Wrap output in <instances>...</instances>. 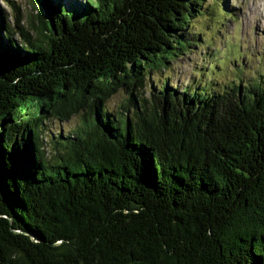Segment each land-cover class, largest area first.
Here are the masks:
<instances>
[{
	"label": "trees",
	"instance_id": "16d2710c",
	"mask_svg": "<svg viewBox=\"0 0 264 264\" xmlns=\"http://www.w3.org/2000/svg\"><path fill=\"white\" fill-rule=\"evenodd\" d=\"M32 1L0 3V264H264V72L161 86L218 0Z\"/></svg>",
	"mask_w": 264,
	"mask_h": 264
},
{
	"label": "rangeland",
	"instance_id": "374dc122",
	"mask_svg": "<svg viewBox=\"0 0 264 264\" xmlns=\"http://www.w3.org/2000/svg\"><path fill=\"white\" fill-rule=\"evenodd\" d=\"M15 1L21 6L25 25L30 26L36 11L33 1ZM226 1L227 6L222 5ZM64 2L68 5L70 0ZM0 3L11 11L4 0ZM217 4L220 6L214 5L215 15L207 13L196 18L197 26L191 30L204 32L203 39L197 42L191 39L192 45H185L187 51L172 60L161 86L170 81L174 88L206 96L223 92L233 83H258L256 76L264 72V0H218ZM125 97L120 89L108 100L107 106L115 109ZM79 121V114L66 122L47 119L45 135L51 131L55 135L60 127L68 129Z\"/></svg>",
	"mask_w": 264,
	"mask_h": 264
}]
</instances>
